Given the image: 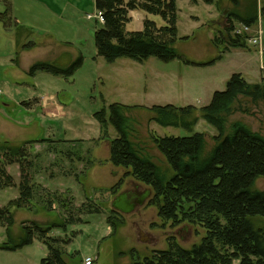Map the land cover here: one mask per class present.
Returning a JSON list of instances; mask_svg holds the SVG:
<instances>
[{"label": "rangeland", "instance_id": "374dc122", "mask_svg": "<svg viewBox=\"0 0 264 264\" xmlns=\"http://www.w3.org/2000/svg\"><path fill=\"white\" fill-rule=\"evenodd\" d=\"M75 5L77 7L73 9L75 18L72 22L77 30H73L72 27L64 29L59 33L58 38L68 46L70 44L77 48L76 53L79 52L84 57V62L68 77L43 72L39 77L33 78L27 74L26 67L29 65L26 63L27 58L16 67L13 64V60L16 59L14 43L24 38L25 32L20 30L16 36L10 35L5 32L0 22V60H3V67L0 66L2 92L0 141L19 145L27 140L53 139L50 145L34 142L28 146L35 164V168L31 171L32 174L34 173L32 181L43 190L40 188L36 190L31 210L11 206L13 224L9 234L4 226H0V264H40L41 259L47 256L48 249L36 236L31 244L16 250L1 247L9 245L11 240H18L22 236V224L61 223L70 215L67 208L73 209V216L81 221L68 224L65 229L53 228L49 236L68 240L63 250L66 260L71 264H83L86 257L93 259L92 264H129L133 257L143 258L150 255L153 250L165 249L171 238L183 248H190L193 244L199 243L205 231L200 226L187 221L176 223L161 218L158 215V204L153 199L154 192L151 187L131 175L118 172L115 179L119 181L118 179L122 177L120 187L114 194L108 192L112 177L102 163V159L107 156V150L104 140L99 139L100 124L93 112L111 103L137 105L129 108L127 113L136 120L135 127L140 136L139 141L145 145L146 151L159 171L168 178L173 171L150 139V132L154 128L159 136H185L190 132L180 127L160 126L151 121L152 113L149 109L151 105L192 104L200 108L210 101L215 90L225 89L226 80L232 73L239 72L245 80L253 83L264 79V68H262L264 15L260 13V0H212V3L203 0L196 2L176 0V27L179 37L176 48L196 63L209 62L218 54L210 42L211 29L208 25L213 29L220 28L227 20L225 15L228 11L239 10L241 13L253 11L258 14V20L250 31L255 33L256 30H261L260 43L254 45L247 41V48H230L220 59L207 65L186 64L177 59L162 61L155 57L143 61L122 57L111 63L106 62L97 55L94 42V32L102 26V23L95 18H87L88 15L97 12L94 1L80 0ZM3 8L0 2V11ZM148 16V19L155 21L157 25H164L159 15L148 14ZM216 18H218L216 21L210 22ZM235 23L237 26L235 28H242L237 22ZM125 29L126 31L141 30L143 22L137 16H133L125 25ZM183 36L189 38L180 39ZM36 51L33 57L43 54V49ZM93 58L97 60L96 66ZM50 77H53V89L59 90L57 100L62 105L65 116L63 119L45 122L38 111L30 114L21 101L27 99V96L34 91V84L38 82L42 85L51 84L48 80ZM43 78L47 80H42ZM60 88L63 90L60 91ZM53 93H56V90H53ZM195 115H199L198 110ZM27 118L32 121L25 122ZM17 121L20 122L16 123ZM234 122L242 123L264 137V100L253 101L249 97L238 96L232 111L226 116L225 132L230 130ZM194 131L207 135L206 149H209L213 143V136L217 134L215 128L197 117ZM109 133L111 137L115 134L111 126ZM68 151L70 154L67 153ZM9 172L16 185L0 189V207H7L19 196L18 165H11ZM256 188H264V178L257 180ZM123 190H129L127 191L129 193L133 191L143 204L135 207L130 213L118 212L119 220L116 221L117 225L113 230L107 217L110 215L112 219L114 218L115 208L112 206L116 198L114 195ZM64 196L68 199L65 207L58 204V200ZM47 199L52 202L50 210L45 209L44 202ZM115 202L121 207H130L135 201L133 195L126 194L118 196ZM89 205L92 208L91 213H87L88 210L84 209ZM188 206L185 204L184 208ZM80 207H82L81 213L76 211ZM96 208L98 211H95ZM252 220L255 226L264 229V218L255 217Z\"/></svg>", "mask_w": 264, "mask_h": 264}, {"label": "trees", "instance_id": "16d2710c", "mask_svg": "<svg viewBox=\"0 0 264 264\" xmlns=\"http://www.w3.org/2000/svg\"><path fill=\"white\" fill-rule=\"evenodd\" d=\"M203 1L212 3V0ZM0 2L4 7L0 11V22L5 30H9L11 24L16 26L11 3L10 0ZM94 5L104 20L94 32L96 53L109 63L122 57L136 61L155 57L162 61L177 59L186 64H212L230 48L248 47L247 41L252 34L237 33L235 22L253 27L258 20L257 12L228 11L225 15L227 20L211 39L218 54L209 62L196 63L176 48L179 38L176 0H94ZM136 9L159 15L164 25L145 18L143 29L126 31L125 25L131 20L130 11ZM260 13L264 15V0H261ZM32 44L28 42L23 47L28 48ZM262 59L264 61V48ZM82 60L83 57L79 56L66 68L38 61L29 67L27 73L32 76L36 72H47L66 77L81 66ZM238 96L249 97L253 101L264 100V79L253 83L245 80L239 72L232 73L226 80L225 89L215 90L210 101L200 108L173 104L152 105L149 108L152 113L150 120L156 124L180 127L190 132L185 136H159L155 130L150 132V139L173 171L168 178L159 171L145 145L139 141L136 120L127 113L129 108L137 105L111 103L103 105L93 114L100 124L99 139L110 140L109 161L116 167L127 169L126 175L151 187L153 199L158 204V215L176 223L187 221L205 231L201 241L190 248H183L171 238L165 249L153 250L143 258L133 257L129 264H264V229L255 226L252 220L255 217L264 218V188H256L257 180L264 178V137L239 122L232 123L230 130L225 132L226 116L232 111ZM22 104L29 106V102ZM197 110L199 115L196 116ZM197 117L216 130L209 149H206L207 135L194 131ZM110 126L115 132L112 137ZM34 142L50 145L53 139L27 140L19 145L0 142V189L16 185L9 167L16 164L19 169V196L7 207H0V226H4L8 234L13 224L11 206L31 210L36 190L40 188L32 181L34 173L31 171L35 164L28 146ZM67 153L70 154V151ZM121 181L111 186L108 192L116 193ZM47 194L50 195L49 192ZM67 200L64 196L58 204L65 207ZM44 204L45 209H51V200L47 199ZM185 204L189 205L186 209ZM84 209L91 213L90 205ZM67 211L70 215L61 223L22 224V236L1 248L16 250L31 244L36 236L48 249L40 264H71L63 250L68 240L49 236L53 228L65 229L66 225L81 221L73 216V209L67 208ZM76 211L81 213L82 207ZM118 215L113 210L114 218L107 217L113 230L119 220Z\"/></svg>", "mask_w": 264, "mask_h": 264}, {"label": "crops", "instance_id": "0c3cea01", "mask_svg": "<svg viewBox=\"0 0 264 264\" xmlns=\"http://www.w3.org/2000/svg\"><path fill=\"white\" fill-rule=\"evenodd\" d=\"M79 1L80 0H10L11 13L16 22V26L10 28L9 30H5V29L4 30L5 32L10 33V35L14 34L15 36L16 34H19L18 32L20 30L25 32V37L22 39L21 38L18 39V41L17 42L15 41L14 43V50H15L14 52L16 53V59L13 60V64L16 67H18L21 64V61L27 58L28 60L26 63L29 65L26 67L27 68L26 70L28 71L29 67L35 62H38V61L53 62L54 60H56L58 57H60L62 54H65V53L70 55L71 63L74 62L79 56H82L79 52L76 53L77 48H75L74 46H71L70 44L68 46V44H66L61 39L58 38L59 33L63 32L64 29L72 27L73 30L75 31L77 30L76 27L74 28V24L72 20L74 21V18H75L73 9L74 7L75 8L77 7L76 5L74 6V4L79 3ZM72 5H73V8H72ZM130 14H131V17L137 16L140 20H142V22L144 18L146 17L149 18L148 14L146 15L145 12L141 10H132L130 11ZM217 19L218 18H216L215 20H211L210 22H214ZM58 23L60 24V26H58ZM208 28L211 29L209 30L211 34L210 35V42H211V39L214 33L217 31V28L215 29L210 28L209 25H208ZM250 28H253V27H250ZM28 42H32L33 43L32 46L28 48H24L23 45ZM53 44H54V51H53ZM259 48L261 49L260 45H259ZM38 49L40 50L43 49V54L38 55V56L35 55L33 57L32 55L36 53L37 52L36 50ZM93 60L95 61V66H96L97 60L95 58H93ZM82 62H84V57H83ZM0 63H1L0 66L3 67V60H0ZM6 73H7V76H9V73L7 72V70H6ZM42 73L43 72H36L32 76L33 78H37L40 75H42ZM44 73H47V72H44ZM42 80H47V79L43 78ZM48 80L49 82H51V84L44 83L42 85V83L40 82L34 84L33 85L34 91L31 92L30 95L27 96V99H23L21 103L29 102V106L26 108L29 110L30 114L31 112L38 111L41 119H43L45 122L46 121L53 122V119L55 120L63 119L65 116V113L63 111L62 105L57 100L59 90H57L58 88L53 89V77L48 78ZM54 86L56 87V85ZM53 90H56V93H53ZM61 90H63V88H60V91ZM167 104H172V103H167ZM152 105H160V104H152ZM186 105H192V104H186ZM176 106H181V105H176ZM182 106H185V105H182ZM96 111H94L93 114ZM30 121L32 120L28 118L27 120L25 119V122L27 123H30ZM19 122L20 121H17L16 123H19ZM103 140H104L103 143L106 145L107 156L102 159V163L105 164L106 171H108V174L112 177L111 183L108 185V187H110L116 183L117 180L115 179V177L117 176L118 172L127 173V169L122 168V167H116L111 164V162L109 161L110 140H107V139H103ZM127 191L129 190H123L122 192L119 191L116 195H114V198L120 195L128 194L129 192ZM130 194L135 195L133 191ZM136 198L137 200L134 202L135 207L142 206L141 204H143V202L140 201V197L136 196ZM133 210L131 212H133ZM116 211L121 214L122 213L125 214V212H122L119 210H116Z\"/></svg>", "mask_w": 264, "mask_h": 264}, {"label": "built area", "instance_id": "2783aa9c", "mask_svg": "<svg viewBox=\"0 0 264 264\" xmlns=\"http://www.w3.org/2000/svg\"><path fill=\"white\" fill-rule=\"evenodd\" d=\"M88 19H91V18H95L96 20H98V22L100 23H103V16H102V13L100 11H97L94 15H88L87 16ZM241 25L242 28L238 29L236 28V32L237 33H251L252 35L248 38V42H251L252 44L256 45L258 43H260L261 41V38H260V30H256V32H251L250 31V27H247L243 24H239ZM237 27V26H236ZM260 53H262L260 51ZM262 68H264V62L262 63ZM0 95H1V92H0ZM93 262V259L90 258V257H86L83 264H92Z\"/></svg>", "mask_w": 264, "mask_h": 264}, {"label": "water", "instance_id": "95a60500", "mask_svg": "<svg viewBox=\"0 0 264 264\" xmlns=\"http://www.w3.org/2000/svg\"><path fill=\"white\" fill-rule=\"evenodd\" d=\"M52 65L59 67V68H66L71 64V57L69 54L65 53L62 54L60 57H58L56 60H54L53 62H51ZM122 196V195H120ZM118 196L115 198V200L112 203V206L115 208V210H119L125 213L131 212L134 208H135V204L131 205L130 207L128 206H120L116 204V200H117Z\"/></svg>", "mask_w": 264, "mask_h": 264}, {"label": "flooded vegetation", "instance_id": "af4514ba", "mask_svg": "<svg viewBox=\"0 0 264 264\" xmlns=\"http://www.w3.org/2000/svg\"><path fill=\"white\" fill-rule=\"evenodd\" d=\"M127 195H133V194L128 193ZM133 196H134V201H136L137 200L136 196L135 195Z\"/></svg>", "mask_w": 264, "mask_h": 264}]
</instances>
